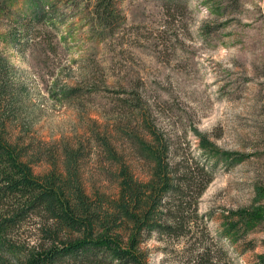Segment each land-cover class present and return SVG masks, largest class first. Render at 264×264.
Returning <instances> with one entry per match:
<instances>
[{"label": "rangeland", "instance_id": "1", "mask_svg": "<svg viewBox=\"0 0 264 264\" xmlns=\"http://www.w3.org/2000/svg\"><path fill=\"white\" fill-rule=\"evenodd\" d=\"M116 6L105 26L95 1L0 0L11 135L37 175L63 170L64 146L80 147L88 191L116 195L117 158L141 179L149 171L124 133L140 104L188 160L180 167L194 170L208 151L222 152L209 163L214 175L199 199L197 240L156 233L141 245L149 263L188 264L205 242L217 250L214 264H255L264 221L230 234L225 215L264 204L257 194L264 186V0ZM39 221L30 217L13 233L20 248L43 241Z\"/></svg>", "mask_w": 264, "mask_h": 264}, {"label": "trees", "instance_id": "2", "mask_svg": "<svg viewBox=\"0 0 264 264\" xmlns=\"http://www.w3.org/2000/svg\"><path fill=\"white\" fill-rule=\"evenodd\" d=\"M90 1L101 22L110 25L117 0ZM8 67L0 55V261L8 256V264H150L141 245L151 236L192 237L198 232L199 199L213 179L211 159L222 156L220 150L206 152L194 170L180 167L188 160L176 154L170 136L139 104L124 133L147 162L146 179L119 157L117 194L89 192L78 173L81 149L68 145L63 170L37 175L27 148L10 132L15 121L7 112L11 84L2 77ZM103 144L110 147L107 140ZM257 194L264 197V186L257 187ZM30 217L40 219L43 241L20 248L13 233ZM225 219L230 234H237L238 227L250 231L264 221V204L231 210ZM193 249L188 264H214L219 257L205 242ZM255 264H264V252Z\"/></svg>", "mask_w": 264, "mask_h": 264}]
</instances>
